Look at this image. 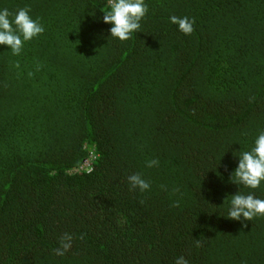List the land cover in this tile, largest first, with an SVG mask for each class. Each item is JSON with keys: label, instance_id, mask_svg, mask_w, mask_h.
<instances>
[{"label": "trees", "instance_id": "trees-1", "mask_svg": "<svg viewBox=\"0 0 264 264\" xmlns=\"http://www.w3.org/2000/svg\"><path fill=\"white\" fill-rule=\"evenodd\" d=\"M105 3L0 0L45 26L0 45V264H264V217L223 204L264 130V0H146L126 41Z\"/></svg>", "mask_w": 264, "mask_h": 264}, {"label": "clouds", "instance_id": "clouds-1", "mask_svg": "<svg viewBox=\"0 0 264 264\" xmlns=\"http://www.w3.org/2000/svg\"><path fill=\"white\" fill-rule=\"evenodd\" d=\"M100 11L103 13V22L111 25L110 37L126 41L133 33L141 30L149 7L146 0H106ZM169 20L185 34L194 31L195 20L188 16L173 15ZM44 32V24L39 18H33L30 7L19 8L15 12L7 7L0 8V45L8 46L14 55H20L26 42ZM234 155L238 157V164L231 173L230 182L240 187L235 194H229L223 204H228L226 218L240 221L243 227H247L246 221L264 217V198L257 196L254 191L241 190H255L264 185V130L258 133L249 150L240 148ZM158 164V159L147 161L148 167ZM128 182L133 189L138 188L141 192L151 188L150 182L141 173L128 176ZM67 247L65 245L64 249ZM57 254L62 256L64 251L58 249ZM175 264H189V261L184 256H179Z\"/></svg>", "mask_w": 264, "mask_h": 264}, {"label": "built area", "instance_id": "built-area-1", "mask_svg": "<svg viewBox=\"0 0 264 264\" xmlns=\"http://www.w3.org/2000/svg\"><path fill=\"white\" fill-rule=\"evenodd\" d=\"M89 165H90V163H88V162L86 163V162H85V167H88Z\"/></svg>", "mask_w": 264, "mask_h": 264}]
</instances>
